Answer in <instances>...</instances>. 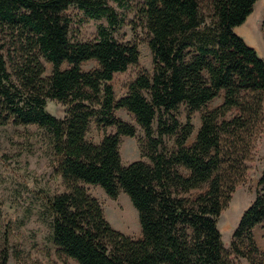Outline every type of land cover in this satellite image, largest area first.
<instances>
[{
	"label": "trees",
	"instance_id": "1",
	"mask_svg": "<svg viewBox=\"0 0 264 264\" xmlns=\"http://www.w3.org/2000/svg\"><path fill=\"white\" fill-rule=\"evenodd\" d=\"M255 2L140 0L134 19L147 36L151 72H139L115 99L110 81L137 64L138 50L135 40L112 38L121 20L106 0H0V126L34 125L48 141L63 192L46 199L45 210L63 257L76 264H264L253 239V229L264 227V170L227 251L216 229L261 124L264 61L232 31ZM69 8L106 26L79 41L70 34ZM42 61L50 65L46 77ZM88 61L96 66L83 71ZM219 93L220 104L206 109ZM46 100L63 108L61 118L45 110ZM117 110L141 131L136 144L146 161L121 164L120 137L134 138L136 129ZM195 113L199 126L186 145ZM90 122L102 132L98 143L86 139ZM108 127L113 133H104ZM84 185L110 199L124 194L140 237L112 229Z\"/></svg>",
	"mask_w": 264,
	"mask_h": 264
},
{
	"label": "rangeland",
	"instance_id": "2",
	"mask_svg": "<svg viewBox=\"0 0 264 264\" xmlns=\"http://www.w3.org/2000/svg\"><path fill=\"white\" fill-rule=\"evenodd\" d=\"M106 2L121 20V24L111 32L112 38L120 43L135 40L138 50L137 64L122 73L114 74L110 81L114 98L117 99L125 94L126 85L139 72H151V57L146 45V33L137 26L134 19V10L140 0H119L124 4L123 7H119L116 0ZM66 14L72 20L70 34L75 35L79 41L94 40L97 27L106 26L103 19L82 20L81 13L73 8H69ZM232 31L264 61V0H256L251 13ZM42 64L43 76L46 77L50 73V65L44 61ZM95 66L93 61H88L81 65V69L88 71ZM65 67V64L61 66ZM258 96L261 100V124L253 130L248 155L242 162L243 182L235 184L229 201L216 221V229L225 251L228 250L230 235L239 216L253 199L256 180L264 170V92ZM221 97L222 93H219L218 97L206 105V109L220 104ZM45 110L55 118L63 116V108L55 101L46 100ZM114 115L136 129L134 138L120 137L118 152L121 164L126 165L136 160L146 161L139 157L136 138L141 137L142 133L132 116L124 110H117ZM176 117L178 121H183L182 107ZM191 123L193 132L186 145L193 141L199 126L198 113L192 116ZM104 133H113V128H105ZM101 136L102 132L90 122L86 139L98 143ZM163 141L167 149L172 147L170 139ZM83 187L98 201L103 217L112 229L133 240L140 237L136 212L124 194L119 193L116 198L110 199L97 186ZM62 192L60 179L52 172L51 151L43 132L34 125L0 126V262L4 258L5 264H76L58 253L50 240V217L45 210V201ZM253 239L258 250L264 253L263 226L258 225L253 229ZM238 263L243 264L242 261Z\"/></svg>",
	"mask_w": 264,
	"mask_h": 264
}]
</instances>
